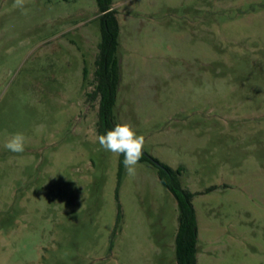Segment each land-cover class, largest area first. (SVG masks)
I'll return each instance as SVG.
<instances>
[{"label":"rangeland","instance_id":"1","mask_svg":"<svg viewBox=\"0 0 264 264\" xmlns=\"http://www.w3.org/2000/svg\"><path fill=\"white\" fill-rule=\"evenodd\" d=\"M14 3L0 0V264H177L179 212L158 169L138 162L120 180V155L97 141L96 0ZM112 7L115 125L184 168L200 264H264V0ZM15 133L23 152L4 146Z\"/></svg>","mask_w":264,"mask_h":264},{"label":"trees","instance_id":"2","mask_svg":"<svg viewBox=\"0 0 264 264\" xmlns=\"http://www.w3.org/2000/svg\"><path fill=\"white\" fill-rule=\"evenodd\" d=\"M101 26V42L97 55L94 72L95 89L90 97L99 100L98 134L111 130L114 108L116 106L119 64L117 52L119 48L120 24L117 12L113 9V0H96ZM84 76H86V71ZM123 155H120L119 179L123 173ZM158 169L161 184L173 195L177 202L179 218L178 231L175 239L177 264H197L198 254V218L193 200L195 193L182 184L183 167L172 169L162 164L156 158L143 151L140 161ZM215 187L209 189L213 191Z\"/></svg>","mask_w":264,"mask_h":264},{"label":"clouds","instance_id":"3","mask_svg":"<svg viewBox=\"0 0 264 264\" xmlns=\"http://www.w3.org/2000/svg\"><path fill=\"white\" fill-rule=\"evenodd\" d=\"M14 7L24 8V0H15ZM101 148L116 155H123V165L129 176L136 175V165L141 159L145 138L138 135L128 123H118L105 134L98 135ZM25 137L22 133L13 134L5 143V148L13 153L24 151Z\"/></svg>","mask_w":264,"mask_h":264},{"label":"crops","instance_id":"4","mask_svg":"<svg viewBox=\"0 0 264 264\" xmlns=\"http://www.w3.org/2000/svg\"><path fill=\"white\" fill-rule=\"evenodd\" d=\"M199 234H200V231H199V224H198V242H199ZM200 252H199V246H198V254H197V264H200Z\"/></svg>","mask_w":264,"mask_h":264}]
</instances>
